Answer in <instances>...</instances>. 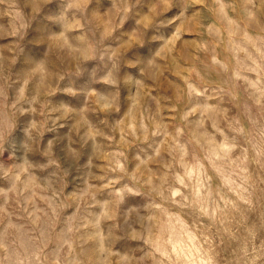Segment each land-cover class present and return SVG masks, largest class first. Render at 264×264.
Wrapping results in <instances>:
<instances>
[{"label": "clouds", "instance_id": "clouds-1", "mask_svg": "<svg viewBox=\"0 0 264 264\" xmlns=\"http://www.w3.org/2000/svg\"><path fill=\"white\" fill-rule=\"evenodd\" d=\"M198 2L24 0L20 26L7 32L13 61L6 66L0 56V195L8 193L0 204V264H133L137 249L143 257L159 254L157 264H201L190 243L173 251L176 217L164 204L184 206L178 189L166 179H142L151 159L143 149L124 152L149 134L145 81L168 31L188 16L187 5ZM13 3L0 0V11L11 13ZM114 6L127 20L108 31L97 18ZM154 12V23L143 29L142 18ZM136 31L144 43L117 52L115 45ZM54 38L60 43L54 45ZM97 159L105 161L99 185L91 174ZM65 181L76 198L69 203L52 190L38 220L32 208L38 191ZM194 192L198 196L199 188ZM10 204L17 205L11 212ZM74 215L82 219L69 225ZM84 240L92 261L77 251Z\"/></svg>", "mask_w": 264, "mask_h": 264}, {"label": "rangeland", "instance_id": "rangeland-1", "mask_svg": "<svg viewBox=\"0 0 264 264\" xmlns=\"http://www.w3.org/2000/svg\"><path fill=\"white\" fill-rule=\"evenodd\" d=\"M102 4L107 6L108 0ZM187 8L188 16L168 31L166 47L145 81L142 103L149 134L124 152L143 149L142 155L151 159L141 170L142 179H166L178 189L176 199L183 197V207L164 204L176 217L173 251L190 243L201 264H264V0H199ZM119 11L114 6L107 17L97 19L112 31L117 23L125 26L127 17L120 20ZM24 12V0H14L11 13L0 11V56L6 66L14 58L7 32L20 26ZM154 19L155 12L145 15L141 27L147 30ZM59 43L53 39L54 45ZM143 43V32L136 31L115 50L123 55ZM98 100L102 103L104 97ZM94 163L92 182L99 185L105 161ZM70 187L66 181L56 182L48 192L38 191L32 205L37 219L47 212L44 197L52 190L66 202L75 199ZM7 195H0V204ZM16 207L8 205L10 212ZM79 219L74 215L68 224ZM87 243L82 241L77 251L92 261ZM133 256V264L162 260L159 254L143 257L140 249Z\"/></svg>", "mask_w": 264, "mask_h": 264}]
</instances>
